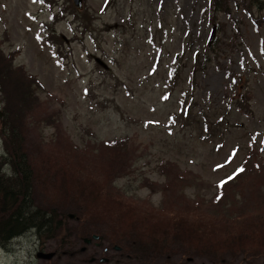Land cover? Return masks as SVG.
I'll return each mask as SVG.
<instances>
[{
  "label": "rangeland",
  "instance_id": "374dc122",
  "mask_svg": "<svg viewBox=\"0 0 264 264\" xmlns=\"http://www.w3.org/2000/svg\"><path fill=\"white\" fill-rule=\"evenodd\" d=\"M259 1L230 0L226 13L214 12L211 0H84L82 8L73 0H0V44L43 83L46 113L60 112V127L40 117L25 140L38 162L31 198L55 203L62 223L52 235L31 227L0 244V264H264ZM114 138L127 142V163L105 183L107 194L84 195L75 183L69 194L46 187L64 145L87 158L88 176L101 177L94 154ZM155 215L208 220L243 243L207 252L197 233L180 237Z\"/></svg>",
  "mask_w": 264,
  "mask_h": 264
},
{
  "label": "trees",
  "instance_id": "16d2710c",
  "mask_svg": "<svg viewBox=\"0 0 264 264\" xmlns=\"http://www.w3.org/2000/svg\"><path fill=\"white\" fill-rule=\"evenodd\" d=\"M246 0H243L245 2ZM260 4L259 0H255ZM214 12L231 11L230 0H211ZM261 8V7H260ZM59 16L55 15L53 21L48 25L50 34L56 36L53 29ZM53 36V37H54ZM1 41V40H0ZM16 52L14 50L6 52L0 44V89L5 93H0V101L3 103L4 116L0 119V134L4 140V151L0 153V244L9 242L13 237L19 236L31 227H36L44 231L47 235L54 234L62 226L61 219L56 217V205L49 203L45 205L37 204L32 198L34 195V185L36 183L37 161L34 156L27 152V130L30 124L35 123L40 117L47 119L48 123H53L60 127V112L56 110L50 114L46 113V108L40 97L39 89L44 88L41 80L33 73L29 72L23 64H15ZM247 98H245L246 101ZM26 139V140H25ZM122 138L104 140L99 144L98 152L94 154L97 158L93 169H100L102 176L92 172L88 176L87 158L80 153L76 146L64 145L61 150L55 151L60 157L62 164L57 166L56 175L48 176L45 179L46 187L59 193H70V186L73 183L79 185V192L84 195L93 193L96 197L107 194L105 183L111 181L119 175L126 167L127 155L125 153L127 142ZM55 156V155H52ZM122 160H114V157ZM100 160L103 162L101 163ZM50 171V168H45ZM46 174V172H45ZM105 176V177H103ZM91 184L96 188L94 192L85 188L86 184ZM97 198H95L96 200ZM92 201L96 206L97 202ZM133 204L129 205L130 207ZM161 216V217H160ZM154 223H165L178 236H188L197 233L198 245H204V250L215 253L225 250H235L241 246L238 237L223 238L213 229L212 224L203 219L189 220L188 218H174L166 215H155ZM159 220V223H156ZM58 222V225H54ZM184 229V231L182 230ZM205 237L201 241V237ZM140 245H148L142 237ZM153 241L161 245L160 238ZM211 242H215L211 246ZM243 243V242H242ZM201 251V250H200Z\"/></svg>",
  "mask_w": 264,
  "mask_h": 264
},
{
  "label": "water",
  "instance_id": "95a60500",
  "mask_svg": "<svg viewBox=\"0 0 264 264\" xmlns=\"http://www.w3.org/2000/svg\"><path fill=\"white\" fill-rule=\"evenodd\" d=\"M73 1H74V4H75L78 8H82V7H83L84 0H73ZM215 34H216V25H213V27H212V31H211V35H210V39H209V44L213 41V39H214V37H215ZM3 116H4V110H3L2 106H1V103H0V119H2ZM70 215L73 216L74 213H70ZM99 236H100V235L97 234V233H94V234L92 235V237H93V238H96V239L99 238ZM85 240H86L87 242H90V241L92 240V238H91V237H85ZM53 254H54L53 251H49V252L38 251V253H37V255H38L39 257H45V258H50V257L53 256Z\"/></svg>",
  "mask_w": 264,
  "mask_h": 264
},
{
  "label": "snow or ice",
  "instance_id": "6c2138e0",
  "mask_svg": "<svg viewBox=\"0 0 264 264\" xmlns=\"http://www.w3.org/2000/svg\"><path fill=\"white\" fill-rule=\"evenodd\" d=\"M239 171H241V172H242V171H244V169H243V168H241ZM223 183H226V181L221 183V187L223 186Z\"/></svg>",
  "mask_w": 264,
  "mask_h": 264
}]
</instances>
